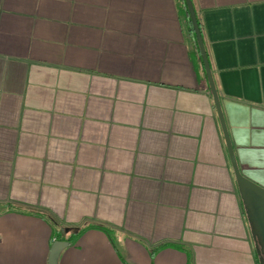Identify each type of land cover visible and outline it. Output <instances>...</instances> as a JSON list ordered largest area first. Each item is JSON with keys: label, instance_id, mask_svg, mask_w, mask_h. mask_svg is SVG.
Returning <instances> with one entry per match:
<instances>
[{"label": "crops", "instance_id": "crops-1", "mask_svg": "<svg viewBox=\"0 0 264 264\" xmlns=\"http://www.w3.org/2000/svg\"><path fill=\"white\" fill-rule=\"evenodd\" d=\"M191 3L264 188V0ZM190 23L185 0H0V264H48L84 222L111 236L57 264H259Z\"/></svg>", "mask_w": 264, "mask_h": 264}, {"label": "water", "instance_id": "water-1", "mask_svg": "<svg viewBox=\"0 0 264 264\" xmlns=\"http://www.w3.org/2000/svg\"><path fill=\"white\" fill-rule=\"evenodd\" d=\"M185 2L188 9L193 33L198 44L202 64L209 83L214 106L224 135L227 153L232 166L235 182L245 208L250 234L255 243V251L258 256V262L259 264H264V188L253 182L249 178L245 177L239 169L234 149L231 145L225 126V121L221 112L218 94L214 86L211 69L208 63V58L201 37V32L197 23L196 15L191 0H185ZM65 232L67 233L68 229H65ZM67 245L68 243L65 241H55L54 243H52L48 255V264H57L60 253L67 247Z\"/></svg>", "mask_w": 264, "mask_h": 264}, {"label": "trees", "instance_id": "trees-1", "mask_svg": "<svg viewBox=\"0 0 264 264\" xmlns=\"http://www.w3.org/2000/svg\"><path fill=\"white\" fill-rule=\"evenodd\" d=\"M184 1V0H183ZM198 26H199V30L202 34V24L199 22V20H197ZM191 24V23H190ZM32 213L36 214V215H41V216H47L48 219H50L52 222H54L55 224L57 223V221L49 214L42 212V211H38V210H34V209H29ZM96 229L99 230L103 233H105L107 236H111V233L113 231L112 227L102 224V223H98V222H84L83 224L76 226V227H70L67 228L68 232L66 233L65 230L63 232H65V234L62 232H59L57 234V237L59 238L60 241H65L67 243H74L76 241V239L85 232V230L87 229ZM158 248L152 250L151 252V256H154L156 250Z\"/></svg>", "mask_w": 264, "mask_h": 264}]
</instances>
